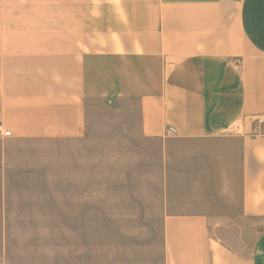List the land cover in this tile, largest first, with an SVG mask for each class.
Masks as SVG:
<instances>
[{
  "label": "crops",
  "instance_id": "crops-1",
  "mask_svg": "<svg viewBox=\"0 0 264 264\" xmlns=\"http://www.w3.org/2000/svg\"><path fill=\"white\" fill-rule=\"evenodd\" d=\"M0 126V264H264V0H0Z\"/></svg>",
  "mask_w": 264,
  "mask_h": 264
},
{
  "label": "built area",
  "instance_id": "built-area-1",
  "mask_svg": "<svg viewBox=\"0 0 264 264\" xmlns=\"http://www.w3.org/2000/svg\"><path fill=\"white\" fill-rule=\"evenodd\" d=\"M262 123L263 122L261 121L260 124H262ZM169 132L170 133H175L174 129H170ZM0 136H2V137H10L11 136V132L4 131L3 128H2V126H0Z\"/></svg>",
  "mask_w": 264,
  "mask_h": 264
},
{
  "label": "rangeland",
  "instance_id": "rangeland-1",
  "mask_svg": "<svg viewBox=\"0 0 264 264\" xmlns=\"http://www.w3.org/2000/svg\"><path fill=\"white\" fill-rule=\"evenodd\" d=\"M55 228H60V224H56L55 225Z\"/></svg>",
  "mask_w": 264,
  "mask_h": 264
}]
</instances>
